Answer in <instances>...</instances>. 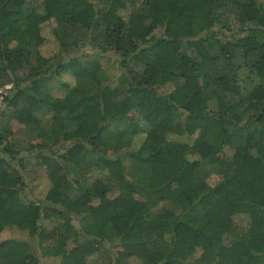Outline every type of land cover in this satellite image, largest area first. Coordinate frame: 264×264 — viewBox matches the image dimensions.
<instances>
[{
    "label": "trees",
    "instance_id": "16d2710c",
    "mask_svg": "<svg viewBox=\"0 0 264 264\" xmlns=\"http://www.w3.org/2000/svg\"><path fill=\"white\" fill-rule=\"evenodd\" d=\"M0 87V264H264V0H0Z\"/></svg>",
    "mask_w": 264,
    "mask_h": 264
},
{
    "label": "rangeland",
    "instance_id": "374dc122",
    "mask_svg": "<svg viewBox=\"0 0 264 264\" xmlns=\"http://www.w3.org/2000/svg\"><path fill=\"white\" fill-rule=\"evenodd\" d=\"M124 15H126L128 13V11L123 12ZM57 43L53 40H51V42L49 44H47V46L44 48V51L46 52L47 55L52 54L56 49H57ZM90 53H92V51H89ZM115 57H118L116 54H112V53H108L106 54V56L104 57H99V59L101 60V62L103 63V65H105L106 67H109L112 63V61L115 59ZM65 81H70L72 78L69 75H66L65 77ZM57 94H63V90L62 89H57L56 90ZM4 95V94H3ZM16 128L21 127L18 124L15 125ZM30 158V163L29 166L31 167L30 169V173L27 174L28 175V179H32L29 180V185H28V190L25 192L27 193L29 196L31 197H35L36 195H41L43 194L46 189L49 187V179L47 178L46 174L47 171L45 172V169H40L37 168L35 163H36V159L35 158ZM215 177L213 176L211 178V181H215ZM224 189V187H223ZM222 189V190H223ZM0 231L2 230V228L7 224V222L9 221V219L7 217H1L0 219ZM49 225V224H48ZM8 232L1 234L0 237H6ZM51 234H54V231H50V232H46L45 236H49Z\"/></svg>",
    "mask_w": 264,
    "mask_h": 264
},
{
    "label": "built area",
    "instance_id": "2783aa9c",
    "mask_svg": "<svg viewBox=\"0 0 264 264\" xmlns=\"http://www.w3.org/2000/svg\"><path fill=\"white\" fill-rule=\"evenodd\" d=\"M9 86H7V88H8ZM3 90H4V88H2V87H0V103L2 102V100H3Z\"/></svg>",
    "mask_w": 264,
    "mask_h": 264
}]
</instances>
